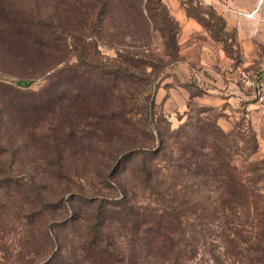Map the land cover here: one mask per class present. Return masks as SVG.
I'll return each instance as SVG.
<instances>
[{
    "label": "trees",
    "instance_id": "trees-1",
    "mask_svg": "<svg viewBox=\"0 0 264 264\" xmlns=\"http://www.w3.org/2000/svg\"><path fill=\"white\" fill-rule=\"evenodd\" d=\"M83 2L84 0H53L58 19L63 18V21L47 22L40 17L34 22L23 14L20 20L22 28L15 36L26 46L32 44L36 51L17 52L19 57L16 58L37 55L42 57L47 51H53L60 47V41L64 37L79 30L72 26L71 19L81 17L80 22H84V19L88 21L91 14L95 13L101 15V20L111 14L117 15V25L125 31L121 36L128 35L144 40L156 30L164 41L165 55L170 58L169 64L173 65L182 60L178 43L180 25L170 16L166 7L162 6L161 0H94L92 4L96 5L93 7L92 4L88 7ZM158 4H161V7H158ZM67 6L68 10H65ZM186 13L188 17L201 21L189 14L187 9ZM6 14L8 24L13 22L11 17L14 13L7 10ZM84 50L82 49V52ZM224 51L227 52L225 48ZM126 55L125 57H137V54L132 52ZM13 60L12 57L10 62ZM83 61V65L79 64ZM62 62L64 60L50 64L45 58L36 60V72L41 76L49 73L45 77L46 84L39 92L31 94L28 91L32 79L38 74L27 73L25 70L22 71L24 76L19 78L17 87L0 83V96L14 101L9 102L6 99L5 116L12 113V120L6 121L5 116H2L0 123V129L3 131L0 133V199L5 191L17 195L11 188L19 191L25 186L30 191L33 185L37 187L33 181L25 180L26 175L19 172L15 164L18 155L23 157L26 153L28 159H31L30 153L33 150L37 152V146L29 143L28 131L30 128L35 131L42 130L43 127H47V131L53 134L61 133L62 136L58 140L51 136L45 139L44 148L48 152L47 155L59 151L60 158L64 152L73 157V146L82 139L94 141L95 150L97 147L103 152L111 150L114 155L109 157L113 161L123 156L124 152L128 155L132 153V168H128V171L132 169V180L141 182L136 184V187L148 193L149 197L147 203L137 206L132 204V207L119 201L112 203L109 199L105 201L84 198L81 203H74L59 198L56 205L47 209L41 191L33 187V196L35 193V199L39 201L37 206L40 207L36 212L30 213L33 217L37 214L40 219L32 221L31 217H26L25 220L34 222L45 231L48 243L53 246V251L44 264H144V252H147L149 257L153 256V259L158 254L162 258L173 256V261L178 262L187 246L189 251L185 253L184 261H189L194 258L195 249L193 250L194 245L190 237L186 238V232H190L194 225L191 221L197 218L205 219L206 225H210V220L214 218L212 222L217 221L222 225L226 236L224 240L232 244L233 252L241 263L264 264V195L261 189L256 187V184L264 182V170L257 178H247L243 167L238 163V144L232 140V136L225 134L216 123L211 124L210 119L202 120L191 115L184 125L178 130H172L167 138H164L161 132L154 134L150 123H145L141 127L144 129L145 140H133L131 147L117 149L116 147L121 145L114 146L111 141L104 140L103 130L108 131L111 127L109 122L100 124L97 121L91 123L84 119H71L72 108L66 105L85 104L87 108L82 110L87 111L91 105L86 102L92 98L121 95L119 100H125L127 96L132 97L130 91H125L118 83L120 81L125 85L128 75L130 86L132 75L121 67H117L115 71L102 67V77L113 75L115 85L104 90L99 87L102 90L96 91L83 77L88 73L86 68L96 69L90 57H80L77 65H65L54 71L53 69ZM169 64H165L163 69ZM148 65L152 68L151 74H154L153 65ZM110 81L106 80L107 85H112ZM124 92L126 97L122 94ZM148 95V102L143 110L147 118H153L155 101L151 94ZM36 113H40L44 119L36 127H30L27 119ZM102 116L106 118V114L103 113ZM57 117H60V120H69L60 123ZM157 139L160 141L158 147L155 144ZM258 151V141L253 138V147L247 153V159ZM242 152L245 153L244 150ZM135 160L138 161L133 162ZM29 195L32 196L30 192ZM19 196L24 195L20 193ZM69 212L74 215L69 216ZM64 213L67 215L64 216ZM51 214L63 220L48 226ZM110 218L120 219L124 228L130 230L132 235L128 236L132 238V259L128 254H122L111 237L105 235L103 226ZM69 226L76 237L69 238L66 234L65 227ZM59 228L64 232V237L57 233ZM62 241H68L73 248L67 250ZM182 244L187 246L183 249ZM135 254L137 259H134Z\"/></svg>",
    "mask_w": 264,
    "mask_h": 264
},
{
    "label": "rangeland",
    "instance_id": "rangeland-1",
    "mask_svg": "<svg viewBox=\"0 0 264 264\" xmlns=\"http://www.w3.org/2000/svg\"><path fill=\"white\" fill-rule=\"evenodd\" d=\"M52 1L0 0V83H5L9 87H17L19 78L24 76L22 75L23 70L34 75L38 74L36 60L40 58H45L50 64L64 60L53 69L55 71L65 65L70 67L77 65L80 57H90L92 63L96 65V69L88 70L83 66L86 73L88 72L83 77L89 82L91 88L99 91L101 89L99 87L104 90L105 88L111 89L115 85L114 76L104 75L102 77L101 68L115 71L117 67H121L123 71L132 75V84L128 86L130 76L127 75L126 84L119 81V86L125 91H130L132 97L127 96L125 100H119L121 95L92 98L86 102L91 105L87 111L82 110V108H87L85 104H68L66 107L72 108L71 119L79 121L84 119L91 123L97 121L100 124L109 122L111 127L108 131L103 130L104 140L111 141L114 146L121 145L117 146V149H123L125 146L131 147L133 140H145L144 129L141 128L145 123H150L154 134L161 132L163 137L167 138L172 130H178L184 125L191 115L202 120L210 119L211 124L216 123L225 134L231 135L232 140L238 144L236 148L239 149L240 155L237 156L238 163L243 167L247 178H257L263 174L264 115L258 113L254 108L248 110V107L242 104L248 101L238 102L239 104L223 102L226 98L224 95L226 93L225 82L231 81V79L225 78L226 74L230 73L228 70L222 75L224 80H221L220 83L217 80L211 82L202 66L200 68L194 64L192 66L194 69L191 68L189 71L190 83L182 85L178 81L180 80L178 74L173 72L178 63L169 64L170 58L165 55L164 41L156 30L151 32L152 36L144 40L128 35L121 36V33L125 31L117 25V15L111 14L110 17H104L101 20V15L93 13L88 21L84 19V22L83 20L80 22L81 17L70 20L72 26L79 30L64 37V41H60V47L53 51H47L42 54V57L37 55L16 58L19 57L17 52L25 50L33 53L36 51V48L31 46L32 44L26 46L15 36L22 28L20 20L23 14H26L28 19L34 22H37L40 17L47 22L64 20L63 18L58 19ZM93 2L94 0H84L83 3L89 7ZM144 2L146 3V1ZM161 4L166 7L170 16L177 22L176 12L180 8L185 12L187 9L189 14L199 18L201 20L199 23L205 32L212 40L220 42L223 49L227 50V52L225 51L227 55L239 57L240 54L235 49V45L240 47L243 44L245 48L250 45L249 49L257 50L258 57H264V44L258 42L264 40V0H161ZM161 4H158V7H161ZM94 5L96 4H92L91 7ZM5 10H11L14 13L11 17L13 22L9 24L6 21L8 16ZM65 10H68V6ZM252 14L254 16L248 18ZM178 23L180 25V22ZM248 37L254 40L245 43ZM179 48L181 55L183 46L179 45ZM82 49H85L84 52ZM129 52L137 54V57H125ZM12 57L14 60L10 62ZM167 63L169 65L163 69ZM79 64L83 65L84 61ZM148 64L153 65L154 74H151L152 68ZM204 73L207 75L206 79L202 75ZM47 75L49 73L42 76L36 75V78L32 79V85L28 91L31 94L39 92L46 84L45 77ZM169 77H173L172 83L165 84L163 87V83ZM106 80H111L112 85H107ZM171 88H175V90L179 88L178 90L181 91V94H176L177 101L182 102L181 97L185 98L187 95H189V100L190 95L193 94L190 103L188 101L186 103V110H180L177 107L178 104L166 103ZM211 88L216 95L209 93ZM161 89L167 92L162 99ZM117 93L119 92L117 91ZM125 93L122 94L126 97ZM148 94H151L155 101L153 118H147L143 110L148 102ZM6 99L9 102L12 101L8 97L0 96V123L7 110ZM251 112H253V116ZM52 113L51 115H53ZM103 113L106 114V118L102 116ZM82 114L89 115V117H84ZM12 117V113L5 116L6 121L12 120ZM43 119L40 113H36L27 120L30 127H36ZM54 119L56 120L55 116ZM57 119L61 118L57 117ZM68 120L69 118L62 119L60 123ZM193 121L195 122L194 119ZM0 130V133H3L2 129ZM28 136L29 143L37 146V152L33 150L30 153L31 159H28L26 153L23 157L18 155L15 165L19 172L26 175L25 180L33 181L37 187L29 184L32 186L30 191L25 186L19 191L11 188L17 192L18 196L8 191L2 192L0 199V264H44L53 251V246L47 241L46 232H43L34 222L25 220L26 217H31L32 221L40 219L37 214L33 217L30 213L36 212L40 207V205L37 206L39 201L35 199L36 194L34 193L33 196V187L41 191L47 209L56 205L59 198H64L66 201L71 200L74 203H81V199L84 198L105 199V201L109 199L112 200V203L119 201L129 207H132V204L137 206L147 203L149 194L136 187V184L141 182L132 180V169L128 171V168H132V153L128 155L127 152H124L123 156L113 161L111 157L114 153L111 150L103 152L98 147L95 150L93 148L96 147L94 141L82 139L73 146V157L68 156V152H64L62 153L63 157L60 158L59 151L47 155L48 152L44 145L45 139L50 136L53 139H61V133L53 134L47 131V127L36 131L30 128ZM253 138L258 141L259 151L247 159L246 155L253 147ZM155 144L158 147L160 141L157 139ZM243 150L245 153L242 152ZM110 155L111 157H109ZM256 187L261 189L262 195H264V182L256 184ZM20 193L24 196H19ZM262 200L264 201V196ZM69 214V216L74 215L71 212ZM66 215L67 213H64V216ZM49 220L48 226H51L55 222L60 223L63 219L51 214ZM213 220L214 218L210 220V225L205 224V219L197 218V220L191 221L194 225L190 232H186V238L190 237V241L194 245L192 260L184 261L185 253H188L189 247L187 244H182L181 248L187 247L178 262L173 261V256L162 258L158 254L153 259V256L149 257L147 252H144V264L149 262L151 264H184L185 262L186 264H220V262L243 264L233 252L232 244L226 243L224 240L226 236L222 225L217 221H215L216 223L212 222ZM124 227L120 219L110 218L106 220L103 229L105 235L110 236L117 244L120 252L128 254L132 259V238L128 236L132 234ZM65 229L69 238L76 237L70 226ZM57 233L60 237H64L61 228L57 230ZM62 243L67 247V250L73 248L68 241H62ZM190 251L192 250L190 249ZM134 259H137L136 254Z\"/></svg>",
    "mask_w": 264,
    "mask_h": 264
},
{
    "label": "crops",
    "instance_id": "crops-1",
    "mask_svg": "<svg viewBox=\"0 0 264 264\" xmlns=\"http://www.w3.org/2000/svg\"><path fill=\"white\" fill-rule=\"evenodd\" d=\"M254 14H252V16L250 17H248V15L247 17L252 18ZM176 15L177 20L178 22H180L181 26V33L178 37V43L179 45L183 46V48H181L182 60L178 62L177 66H175V70L173 71L178 74L177 76L180 78V80L178 81L182 85H188L190 83L189 71L191 68L194 69L192 67L194 66V64L200 68L202 66V69L207 72L208 79H210L211 82L217 80L218 83H220L221 80H224V76L222 75L225 71L228 70L230 71V73L228 72L225 78L231 79V81L228 83L225 82L224 86L226 88V93L224 95L226 96V98L225 100H223V102L226 101L228 104H237L241 101L245 102L244 99L238 96L243 89L239 82L236 69L238 67L254 68L262 60H264V57H258L257 50H252V48L249 49L248 46L250 45L246 46L245 48L243 44H241L240 47L235 45V49H237L238 53L240 54L237 59L229 56L224 51L223 46L220 44V42L212 40L209 34L205 32L201 24L193 18L188 17L184 9L180 8L179 10H177ZM239 40L242 41L243 39ZM251 40L254 39H250L248 37L245 43H248ZM258 42L264 44L263 39ZM202 75L204 76V79H206L205 77H207V75L205 73ZM172 79L173 77H169L168 79H166L162 86L164 87L165 84L172 83ZM181 84L179 85L180 87ZM178 89L175 90V88H171L170 93H168L169 97L167 98L166 103L172 105L178 104L177 107L180 110L184 111L186 110V103L188 101L189 95L185 96V98L181 97L182 102L177 101V99H175L176 94H181V91H179ZM161 92L160 93L162 99L164 98V95L167 94V92H164L163 89H161ZM214 92L215 91L213 90V88H211L209 91V93L216 95ZM245 103L242 104H244L245 107H248V110H252L254 108L258 111V113H261L256 103L249 101ZM252 113L253 112H251V115Z\"/></svg>",
    "mask_w": 264,
    "mask_h": 264
},
{
    "label": "built area",
    "instance_id": "built-area-1",
    "mask_svg": "<svg viewBox=\"0 0 264 264\" xmlns=\"http://www.w3.org/2000/svg\"><path fill=\"white\" fill-rule=\"evenodd\" d=\"M236 71L243 89L238 96L256 103L259 111L264 114V60L254 68L238 67Z\"/></svg>",
    "mask_w": 264,
    "mask_h": 264
}]
</instances>
